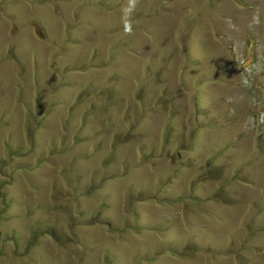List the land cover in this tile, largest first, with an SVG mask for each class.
<instances>
[{
  "label": "rangeland",
  "instance_id": "374dc122",
  "mask_svg": "<svg viewBox=\"0 0 264 264\" xmlns=\"http://www.w3.org/2000/svg\"><path fill=\"white\" fill-rule=\"evenodd\" d=\"M126 3L0 0V264H264V0Z\"/></svg>",
  "mask_w": 264,
  "mask_h": 264
},
{
  "label": "clouds",
  "instance_id": "9594fccd",
  "mask_svg": "<svg viewBox=\"0 0 264 264\" xmlns=\"http://www.w3.org/2000/svg\"><path fill=\"white\" fill-rule=\"evenodd\" d=\"M138 0H127V3L122 7V24H123V31L125 35H131L132 34V23H131V17L134 13L136 6H137ZM259 21V14L257 13L253 17V23L258 24ZM247 83V81H245Z\"/></svg>",
  "mask_w": 264,
  "mask_h": 264
},
{
  "label": "trees",
  "instance_id": "16d2710c",
  "mask_svg": "<svg viewBox=\"0 0 264 264\" xmlns=\"http://www.w3.org/2000/svg\"><path fill=\"white\" fill-rule=\"evenodd\" d=\"M40 229V228H39ZM37 233V232H36ZM53 236H56V235H54V233H51ZM34 237H35V235H34Z\"/></svg>",
  "mask_w": 264,
  "mask_h": 264
}]
</instances>
